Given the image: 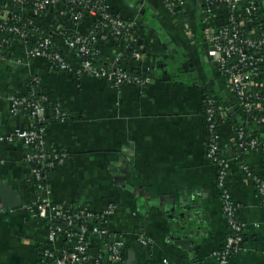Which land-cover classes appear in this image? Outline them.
I'll return each mask as SVG.
<instances>
[{
  "label": "crops",
  "instance_id": "obj_1",
  "mask_svg": "<svg viewBox=\"0 0 264 264\" xmlns=\"http://www.w3.org/2000/svg\"><path fill=\"white\" fill-rule=\"evenodd\" d=\"M105 1L113 12L134 21L153 79L144 88L116 87L91 75L78 78L52 70L44 57H31L34 36L12 44L8 34L0 33V264H55L42 255L47 223L30 209L35 193L28 149L17 139H7L17 129L40 125L29 113L14 114L10 107L12 95L29 93L32 78L39 80L35 90L44 91L53 103L62 102L70 114L64 122L47 115L42 124L46 148L69 155L46 174L50 198L94 211L116 204L109 229L124 241V260L106 257L103 264H164V259L168 264H223L212 252L224 245L230 228L218 166L207 157L202 110L205 93L217 95L227 111L220 125L221 154L231 165L226 183L244 227L242 248L227 264H264V208L254 180L241 167L244 163L264 176V152L242 151L236 145L238 126L260 137L264 125L239 107L218 69L203 13L205 0H184L178 13L164 0ZM256 1L264 15V0ZM6 5L7 0H0V6ZM64 10L55 7L35 24L52 31L64 27L88 32L92 13L77 22ZM222 11L219 21L228 13ZM56 42L76 64V52L59 37ZM103 50L107 61L117 46L106 40ZM183 217V237L191 241L185 248L173 238ZM141 236L150 244L143 245ZM89 248L97 254L102 245L91 237Z\"/></svg>",
  "mask_w": 264,
  "mask_h": 264
},
{
  "label": "built area",
  "instance_id": "obj_2",
  "mask_svg": "<svg viewBox=\"0 0 264 264\" xmlns=\"http://www.w3.org/2000/svg\"><path fill=\"white\" fill-rule=\"evenodd\" d=\"M243 0H205L207 8L203 9L207 31L212 41L211 53L217 59L218 69L223 74L228 86L237 98L239 107L247 116L264 125V83H258L253 89L254 78L261 75L264 69V15L256 0L242 5ZM167 5L175 12L184 5V0H166ZM32 4L35 14L47 13L59 4H64V13L73 20L80 21L86 12L95 16L86 33L69 32L58 27L49 35L41 36L31 47V57L42 56L48 60L52 70L67 71L75 77L91 75L120 87L133 84L144 88L153 81L151 68L143 55L142 47L134 48L130 58L124 50H116L109 60H100L106 40H113L116 46L132 49L138 38L133 29L134 21L124 19L111 10L105 0H8L2 6L0 14L4 19L13 16L14 6ZM217 7L216 11L213 9ZM227 16L219 21L222 10ZM37 19V17H36ZM35 18L23 20L15 18V23H0V32L16 34L20 39H29V26ZM258 25L263 26L257 33ZM62 42L76 52L78 62L72 64L56 42ZM100 61V62H99ZM135 67V68H132ZM36 83L37 78H33ZM46 94L35 88L28 94L12 95L10 107L14 114L29 113L40 124L36 127L17 129L7 139L19 140L28 152L26 161L31 165L32 178L38 189L30 209L34 217L42 218L47 223L48 242L42 251L45 259L55 264H103L109 258L114 262L124 260L122 248L124 241L113 236L109 229L110 218L116 210V204L110 203L105 209L94 211L89 208H73L71 205L54 202L49 194L50 188L47 172L67 161L69 155L63 150H48L43 122L47 118ZM203 117L205 121L207 157L218 166V186L221 190L222 207L230 234L224 245L215 249L212 255L221 263L227 264L230 257L239 252L243 245V224L238 220L239 206L234 200L226 183L230 171L229 161L221 154L220 125L227 113L223 103L208 96L205 100ZM55 120H68L69 113L63 109L61 102L52 103ZM236 145L242 151L260 149L264 152V139L251 136L243 126L236 129ZM242 171L254 180L264 208V176L257 174L248 165L242 163ZM97 212H100L99 214ZM91 237H96L102 245L100 253H92L89 248ZM143 245L150 240L141 236ZM168 264V259H164Z\"/></svg>",
  "mask_w": 264,
  "mask_h": 264
},
{
  "label": "trees",
  "instance_id": "obj_3",
  "mask_svg": "<svg viewBox=\"0 0 264 264\" xmlns=\"http://www.w3.org/2000/svg\"><path fill=\"white\" fill-rule=\"evenodd\" d=\"M164 1H166V0H164ZM17 6L18 7L13 12V16H9V18H7V19L2 18L1 14H0V23H4V24H7V25H11V24H14L15 23V18H17V17H22L23 20H29L30 18H33V17L36 19V17H38V15H39V14H35L34 8H33V5L32 4H29L28 3V4H24V6L21 5V4H18ZM2 8L3 7L0 6V9H2ZM57 8H59V9H61V8L66 9V6L61 3V4H59L57 6ZM205 8H207V5H204L203 6V9H205ZM216 9H217V7H215L213 10L216 11ZM175 12L178 13L179 11H175ZM260 28L263 29V26L258 25L257 33H259ZM68 31L69 32H72L70 30H68ZM133 31H134L135 36L138 38V42H135L133 44L132 49L124 48L123 45H121L120 47L117 46V50L118 49L120 51L121 50H124V53L127 55V58H130V56L132 55V51H133L134 48L141 47V44L139 43V34L136 31V28H134ZM50 33H52V28L51 27L44 28V29H39L35 23H32V25L29 26V36H30L29 38H31L32 36H34L33 41H32V46L36 43L37 39H39L41 36L49 35ZM8 36L10 38V41L9 42L12 43V44L15 43L17 40L20 39V37H18V35L14 34V33L13 34H8ZM22 40H29V39L27 38V39H22ZM2 47L4 49H6V48H8V45H3ZM99 59L100 60H102V59L104 60V58L102 56ZM132 68H135V67H132ZM263 71H264V69H263ZM254 83H255V85H254L253 89H258V87H259V86H257L258 83H264V72L261 73V75H259V76H257V77L254 78ZM28 84H29V86L31 88V90L29 91V93H30L34 89V87L37 86V83L35 81H33V78H32V79H29L28 80ZM40 92H41V94H43V93L45 94V92L42 91V90ZM208 96L214 97L218 101V103H221L222 104V101L220 100V98L217 95H214L213 93H210V92L205 93L204 100ZM233 96H234V100L237 102V98L235 97V95H233ZM52 103H53V101L48 98V100L45 101V106L47 108V115H48V117H51V118L55 119V117H54V108L52 106ZM61 104H62L63 109H65V111H68L65 108V106H64V104L62 102H61ZM204 109H205V102L202 104V110H203V112H204ZM69 116H70V114H69ZM243 127L246 129V131H247V133L249 135H251V136H258L257 133L250 132L249 129H247L245 125ZM259 138L264 139V131L260 135ZM28 165L31 166L29 163H28ZM35 182H36L35 179L32 178V180H31V186H32V188L34 190L35 195H37L38 189H37V186H36V183ZM71 206L73 208H79V209L84 208V207H81V206L80 207H75L73 205H71ZM97 213L99 214L100 212H97ZM45 247H46L45 245L42 247V251L44 250Z\"/></svg>",
  "mask_w": 264,
  "mask_h": 264
},
{
  "label": "water",
  "instance_id": "obj_4",
  "mask_svg": "<svg viewBox=\"0 0 264 264\" xmlns=\"http://www.w3.org/2000/svg\"><path fill=\"white\" fill-rule=\"evenodd\" d=\"M139 43L141 44L140 41H139ZM5 205H7V204H4V206ZM185 224H186V221H185V218L183 217V220L178 221L175 224V227L173 229L174 230L173 233L175 234L173 236V238H175L177 240V241L175 240V243L178 244V245H180L183 248H185L189 244L191 245V241L189 240V238L183 237V235L185 233V229H186V225Z\"/></svg>",
  "mask_w": 264,
  "mask_h": 264
}]
</instances>
